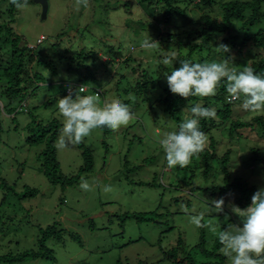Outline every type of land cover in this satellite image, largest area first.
<instances>
[{
  "label": "rangeland",
  "instance_id": "obj_1",
  "mask_svg": "<svg viewBox=\"0 0 264 264\" xmlns=\"http://www.w3.org/2000/svg\"><path fill=\"white\" fill-rule=\"evenodd\" d=\"M199 1H177L186 17L175 15L170 23L161 20L158 7L154 10L153 4L147 6L141 0H89V6L79 11L73 6L74 0H49L44 19L42 5L34 0L17 9L13 30L33 46L45 36L39 50L53 52L54 64L59 63L63 72L59 78L29 89L30 114L22 111L14 119L0 114V183L6 180L10 193L4 202L5 192L0 189V256L13 258L25 251H37L44 229L56 226V233L46 241L54 259L42 253L35 259L26 256L0 264H185L182 260L188 254L198 261L205 257L194 248L201 228L191 223L192 215L205 214L209 247L229 224H242V218L231 210L234 198L213 195V190L208 189L222 184V174L213 171L204 177L205 165L200 159L186 167L176 166L170 173L159 143L179 125L159 101L168 86L166 74H171L175 63L188 52V46H180L178 40L167 41L164 32L179 33L178 39L185 38L198 27L205 13L222 17L218 3L203 5ZM151 40L158 43L149 47L145 42ZM172 54L178 60L170 66L163 65L160 58ZM122 55L135 59L125 67ZM235 56L233 60L225 54L218 61L228 58L238 69L235 61L241 57ZM205 59L211 61L214 56H194L196 63ZM70 61L75 62L74 67L79 64L77 71L67 72ZM160 65L171 69L159 70ZM77 78L83 82L75 83ZM66 79H71L74 86L67 92L62 84ZM82 85L85 88L81 95H95L96 88L100 106L120 98L133 112L127 126L116 131L96 128L79 144H68L59 150L56 147L57 161L65 176L80 172L84 146L93 151L94 167L82 175L90 185L88 191L81 189V180L66 187L51 183L39 170L38 156L44 145L26 142L33 133L36 123L31 120L35 117L44 124L58 119L60 136L64 117L57 102L69 92L75 96ZM40 104L47 107L35 106ZM244 112L235 107L236 116ZM243 132L244 137L238 141L216 132L217 153L220 156L232 148V174L247 178L259 189L264 187V174L250 157L251 147H260L264 152V133L250 128ZM108 186L111 191L104 190ZM32 188L39 192L24 197ZM221 197L225 200L224 211L218 212L211 201Z\"/></svg>",
  "mask_w": 264,
  "mask_h": 264
},
{
  "label": "trees",
  "instance_id": "obj_2",
  "mask_svg": "<svg viewBox=\"0 0 264 264\" xmlns=\"http://www.w3.org/2000/svg\"><path fill=\"white\" fill-rule=\"evenodd\" d=\"M177 1L182 0H141L147 6L154 5V10L158 7L159 16L161 20L167 23L172 21L175 15L186 17L183 8L179 6ZM212 2L218 3L222 17H214L210 13H205L201 16V22L198 27L188 32L187 36L180 37L179 33H172L170 31L164 32L167 36V41L175 40L179 42L180 46H188L187 56L183 59H189L193 62L196 53H208L211 57L214 56L215 61H218L219 56H228L234 60L237 54L241 59L235 61L239 67L242 68L246 65L253 67L257 73H264V0H200L199 3L208 5ZM17 7L10 2V0H0V114L1 112L11 115L16 118L19 112L31 113L29 105L27 108L17 110L19 105L24 101H28L29 89H37L38 83L49 81L53 78H59L60 71L59 63L54 64L56 61L51 57L52 53L45 49L39 50L40 44L37 42L35 46H30L20 34L13 30L11 26L16 20ZM244 31V35L242 32ZM235 32V34H232ZM227 35V37H224ZM218 38H222L220 41ZM199 40V41H198ZM198 41V42H197ZM229 46L230 51L223 52L217 51L219 44ZM245 48L247 50L245 51ZM181 52L179 51L178 55ZM121 54V53H120ZM123 56V66H128L135 58ZM66 59V55L63 56ZM73 59V58H72ZM162 59V58H160ZM203 60V57L199 62ZM211 60V61H213ZM161 61V60H160ZM209 61L205 59L203 62ZM202 62V63H203ZM70 61L66 65V70L70 73L73 70L79 69V64ZM73 65V66H72ZM164 65V64H163ZM72 66V67H71ZM179 62H176L175 67H179ZM76 68V69H74ZM153 69V68H152ZM160 65L159 70L170 71ZM145 73L147 74L146 70ZM161 73V72H159ZM75 83L83 82L82 79L77 78ZM71 79L62 80L65 90L69 89L72 85ZM226 82H222L219 90L215 96L210 97H189L185 99L178 94H173L169 86L164 89V97L160 98L165 112H168L179 124L184 115L186 106H193L197 103L206 107H215L217 109V116L214 119H201V129L207 135L208 145L205 150L192 157L191 161L200 159L203 163L204 171L203 176L209 177L213 171L219 172L223 175V181L220 185L212 186L208 189L213 190V195L220 194L227 197L232 196L234 200L231 202L241 208H246L251 203V197L258 189L255 184L250 182L243 176H234L231 170V160L234 150L227 148L224 154L217 153L218 139L216 132L227 134L231 140L242 139L244 137V129L250 128L254 131L260 130L264 133V113H257L245 111L244 115H250V118L243 116H236L235 107H240V101H230L228 94L225 90ZM145 85V84H144ZM73 95V94H72ZM37 107L47 104L35 105ZM32 124L35 126L32 129V134L27 137L26 142L28 145H41L44 147L38 156L40 162L39 170L43 172L49 181L53 184H62L63 187L76 184L80 182L83 173L90 172L94 167V154L93 151L84 146L82 151L83 165L80 172L75 176H65L60 163L57 161L56 156V141L59 137L60 123L58 119H53L47 124L42 123L36 117L32 118ZM15 122V121H14ZM16 125L15 127H18ZM31 125V123H29ZM3 131V126L0 118V133ZM252 156L250 161L259 164L264 174V152L260 147H251ZM198 163V162H197ZM168 172H173V168ZM196 172L193 173V176ZM198 188V187H196ZM0 189L4 190L3 201L5 202L10 193L9 184L6 180H1ZM31 192L24 194V197L36 195L39 190L37 188L30 189ZM56 233V226H49L43 230V236L37 251H25L22 255L17 257H10L9 255L0 256V261L11 262L26 256L35 259L45 253L53 258L52 253L48 250L47 240L54 237ZM200 240L195 249L203 254L204 260L198 261L196 256L188 254L183 261L185 264H231L230 260L221 252L222 245L219 243L218 238L212 241L211 247L208 246L207 234L205 228H201ZM182 241H179V246ZM176 251V248H174ZM194 250V251H196ZM181 261V262H182ZM116 264H122L117 262Z\"/></svg>",
  "mask_w": 264,
  "mask_h": 264
},
{
  "label": "clouds",
  "instance_id": "obj_3",
  "mask_svg": "<svg viewBox=\"0 0 264 264\" xmlns=\"http://www.w3.org/2000/svg\"><path fill=\"white\" fill-rule=\"evenodd\" d=\"M10 2L17 9H23L28 5V0ZM73 6L77 11L81 7L86 9L89 0H74ZM45 39L46 37L42 42ZM145 43L149 47H154L158 42L151 40ZM216 47L217 51L222 50L225 53L230 51L229 46L223 43ZM177 60L175 54H172L164 56L161 63L170 66ZM179 64L180 66L175 67L171 74H166L169 89L173 94L185 99L215 96L221 83L226 82L225 90L230 101H240V107L244 111L264 112V73H257L250 65L240 70L233 66L228 58L203 63L183 59L179 60ZM95 90L96 88L94 92L97 95ZM83 92L84 88L81 87L75 96L69 92L57 102L58 110L64 117L61 134L55 145L58 150L68 144L81 143L96 128L107 127L116 131L121 126H127L133 118L131 106L122 102L120 98L100 106L95 95H81ZM27 107L28 102L24 101L17 110ZM216 116L215 107H206L199 103L185 107L178 129L168 132L159 141L169 169L188 166L194 155L205 150L207 135L202 131L200 122L201 119H214ZM80 187L85 191L90 190L89 183L83 177ZM104 190L111 191V188L108 186ZM224 203V197L211 201L218 212L224 211ZM231 210L240 216L243 222L229 224L217 233L219 243L222 245L221 252L231 264H264V187L254 192L251 203L246 208L233 204ZM204 216L203 212L192 215L190 221L198 228H208L209 224L203 222Z\"/></svg>",
  "mask_w": 264,
  "mask_h": 264
},
{
  "label": "water",
  "instance_id": "obj_4",
  "mask_svg": "<svg viewBox=\"0 0 264 264\" xmlns=\"http://www.w3.org/2000/svg\"><path fill=\"white\" fill-rule=\"evenodd\" d=\"M34 1L42 5L41 17L43 19L46 18L48 15V11H49V0H34Z\"/></svg>",
  "mask_w": 264,
  "mask_h": 264
},
{
  "label": "built area",
  "instance_id": "obj_5",
  "mask_svg": "<svg viewBox=\"0 0 264 264\" xmlns=\"http://www.w3.org/2000/svg\"><path fill=\"white\" fill-rule=\"evenodd\" d=\"M45 38V36H41V38L40 39H38V42H41L43 39ZM31 47L33 46L32 44L30 45ZM73 87V86H72ZM72 87H69V89H71ZM81 87H83V88H85V86H81ZM25 104H23V106H24ZM169 170H171V169H169Z\"/></svg>",
  "mask_w": 264,
  "mask_h": 264
}]
</instances>
